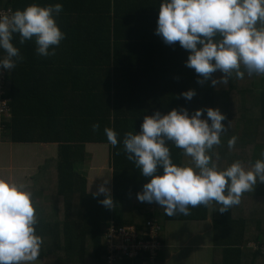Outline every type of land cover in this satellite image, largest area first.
<instances>
[{
    "label": "trees",
    "instance_id": "obj_1",
    "mask_svg": "<svg viewBox=\"0 0 264 264\" xmlns=\"http://www.w3.org/2000/svg\"><path fill=\"white\" fill-rule=\"evenodd\" d=\"M36 1L0 0V7H9L14 12ZM72 1L78 12L69 16V39L66 34L64 37L66 42L75 41L78 51L74 54L69 50L71 44L67 47L65 42L54 55L39 56L32 40L19 45L18 34L13 35L12 43L19 48L23 59L6 72L11 113L2 121L0 137L2 142L12 144L56 145L51 197L44 198V193L34 187L30 190L38 218L36 233L42 240L37 261L43 264H105L103 237L110 222L116 227L132 225L142 230L149 219H155L162 228L166 221H205L208 214V205H198L190 208L188 215L169 217L155 202L138 201L136 193L149 178L142 176L127 160L119 143L124 133L138 132L145 115L156 111L163 115L181 107L189 113L199 108H218L225 115L222 123L227 126V113L233 103L231 96L240 94L237 97L239 120L234 130L228 128L221 135L220 145L213 148L219 158H212L218 165L222 160L230 164L236 160L254 163L264 150L263 143L251 141L264 138V85L258 91L238 89L237 83L247 73L242 79L233 74L227 85L213 87L210 81L198 83V74L185 66L188 52L178 42L169 46L154 34L160 0ZM221 75L217 71L212 77ZM189 89L194 90L195 95L185 100L179 94ZM93 123L99 125L96 131L92 130ZM105 127L114 130L118 139L109 153L112 209L98 203L103 195L94 198L87 193L86 177L76 170L85 160L86 143L107 141ZM233 135L237 137L233 147L238 146L235 153H228L227 140ZM168 147L172 162L184 165L186 156L182 150L171 142ZM45 166L38 170L37 179ZM160 172L162 170L157 174ZM257 195L262 197L259 212L264 213V190ZM39 200L43 201L41 206ZM51 200L59 202L60 211L57 214L54 209L45 221V217L40 216L43 215L42 207ZM219 207L212 201L214 263L264 264L261 249L254 250L248 245L252 241L259 248L264 247L262 220L254 219L248 207L238 210L234 205L224 213L216 211ZM251 224L258 230L252 237ZM161 252L162 249L157 260L161 259Z\"/></svg>",
    "mask_w": 264,
    "mask_h": 264
},
{
    "label": "clouds",
    "instance_id": "obj_2",
    "mask_svg": "<svg viewBox=\"0 0 264 264\" xmlns=\"http://www.w3.org/2000/svg\"><path fill=\"white\" fill-rule=\"evenodd\" d=\"M61 10L60 3H31L11 14L0 13V70L10 71L23 59L12 43L14 34H18L19 45L32 40L37 55H54L55 46L64 39L55 19ZM154 34L164 44L178 42L188 52L185 66L198 74V83L210 81L215 87L227 85L233 74L237 79L245 73L264 75V0H160ZM217 71L222 75L213 78ZM179 95L191 100L195 91ZM225 119L218 108H199L191 113L183 107L173 108L167 114L156 111L145 115L138 132L124 133L119 143L127 160L149 178L136 199L155 202L169 217L188 215L190 208L212 201L220 205L216 211L224 213L240 203L243 193L264 183V150L250 167L239 160L222 170L217 167L212 157H219L213 148L220 145L221 135L230 127V122L227 126L222 123ZM91 127L96 131L99 125ZM103 131L115 147L117 133L108 127ZM236 140L235 135L227 140L229 149ZM169 142L190 158V165L172 162ZM158 170L162 172L157 174ZM107 183L105 179L91 195H103L98 203L112 209ZM37 223L31 192L0 179V264H32L37 260L42 244Z\"/></svg>",
    "mask_w": 264,
    "mask_h": 264
},
{
    "label": "rangeland",
    "instance_id": "obj_3",
    "mask_svg": "<svg viewBox=\"0 0 264 264\" xmlns=\"http://www.w3.org/2000/svg\"><path fill=\"white\" fill-rule=\"evenodd\" d=\"M263 77L264 75H256V74H253L251 76L246 75V77H244V79L241 82L237 83V87L240 90L244 88H248V89L253 88L254 90L258 91L264 85V82L262 81ZM239 96L241 95L240 94L235 95L234 93L231 96V100H233V103L231 104L230 111L227 113L228 123L230 122L229 129L231 128V130H234V125L239 120L237 118V112H238L237 109L239 108V104L237 103V97ZM263 136H264V131H263ZM261 139L264 138H258V140H251V141H253L256 144H261V143L264 144V141H262ZM0 142L4 143V144L0 143V179L7 180V175H8L7 156L11 153L13 154V159H14L12 166L13 168H17L20 171L24 170V166L29 168L31 164L38 163V161L42 166H45L46 162L43 163V160H39L36 156L42 150L41 147L36 145H22V144L8 145V142H2L1 137H0ZM237 146L238 145L233 147V149L228 150V153H232V152L235 153L236 152L235 148H237ZM25 148L26 150H21ZM247 151L248 150H246V153ZM239 154L241 156H244V154L241 151L239 152ZM97 159H99V162L101 163L103 162V159H100L99 157H97ZM247 159H251L250 156L247 157ZM190 163H191L190 158L185 157L183 159L184 165H190ZM251 163L252 162L249 163L248 160L244 162L242 161V164L245 167H250ZM229 165L230 163H227L226 160L224 161L222 160L221 164L219 165L217 164V167L219 169H223ZM102 175H103V181L105 179L108 180L107 171H103ZM263 184L264 183H258L253 190L243 193L240 198V203L238 205H235L238 208V210L240 208L244 210L245 207L246 208L248 207L249 209H251V211H253L254 219L258 218L262 220V223L260 225L262 229V233H261L262 235H264V213L259 212V210L261 209L262 197H259L257 194L264 190ZM38 185L39 183L37 181V186ZM105 186L109 187V183H107ZM36 188L37 190H39V187ZM51 192H53V186L51 184L50 185L48 184V186H46V188L44 189V194H42V192L41 194L44 198H47L48 196L50 198L52 195ZM89 192L91 193L94 192L93 188L92 190H89ZM137 204L140 205L139 203ZM210 206H211V210H213L212 202ZM254 209L256 210V213L254 212ZM246 211L248 212V209ZM204 224L205 223H202L200 221H180L179 224L178 223L166 224L164 231V238H165L166 246L168 247V245H171V247L169 248V250L168 248H166L164 254L170 255L169 262H171V264H216L214 263L215 261L212 252L209 251V249H207V246H204L208 244L206 229L205 226H203ZM250 226H251L250 234L252 237L258 233V230H256L255 225L251 224ZM200 234H202V236ZM209 239H210V235H209ZM205 242L207 244H204ZM249 243H253V242L249 241ZM189 245H191V247H189ZM168 251L169 253H167ZM32 264H43V263L41 261L36 260L32 262ZM256 264H263V263L257 262Z\"/></svg>",
    "mask_w": 264,
    "mask_h": 264
},
{
    "label": "crops",
    "instance_id": "obj_4",
    "mask_svg": "<svg viewBox=\"0 0 264 264\" xmlns=\"http://www.w3.org/2000/svg\"><path fill=\"white\" fill-rule=\"evenodd\" d=\"M31 3H38L41 6L60 3L62 5V10L59 13V15L56 16L55 19H56V23H57L58 27L60 28V30L64 34H66L65 35L66 38L69 39V37L67 35L68 18L70 15H77V12H78L77 5L74 1H72V0H38L36 2H31ZM31 3H29V4H31ZM65 42H66V40L64 37V39L61 40L57 46H55V51H56V49H59L62 46H64ZM69 44H71V46L69 47V50L72 49L73 54L76 51H78L76 44H75V41L74 42L71 41L69 43L67 40V42H66L67 47ZM1 144H4V143H1ZM10 144H12V143H8V145H10ZM22 145H36V146L41 147L42 150L36 156L39 160H43V163L48 161V164H46V166L44 167V170L41 171L39 179H37V177L39 176V173L37 174V172L40 168L43 167L40 164V162L38 161V163L31 164L29 168L24 166V170L20 171L17 168H13L12 163L14 162V159H13V154L11 153L7 156V158H8V161H7L8 162L7 181L17 183L18 185H22L25 188V190H27V191H30V189L32 187H34V188L39 187L40 193L41 192L44 193V189L46 188V186H48V184L49 185L51 184L54 187V184H53L54 177H55V161H54V159L56 157V145L55 144H22ZM110 147H111V145L107 141H103L100 143L89 142V143H86L84 145L85 160L76 166V170L79 173H82L86 177V180H87L86 191L88 194L89 193L91 194V192H89V190H92V188H93V191H96L97 186L100 185L101 183H103V175H102L103 171L108 172L109 187H107V188L110 189V193H111L112 168L110 165V158H109ZM21 150H26V148L21 149ZM97 157H99L100 159H103V162L102 163L99 162V159H97ZM96 159L98 160V162ZM37 180L39 183L38 186H37ZM36 190H37V188H36ZM37 202H38L39 206H41L43 203V201H41V200H39ZM59 205L60 204L57 201H50V203H46V205H44L42 207L43 215H40V216H42V217L44 216L45 217L44 220L48 221V219L50 218L49 215L51 216L54 209H55L57 214L59 213V211H60ZM211 217H212V210H211V206H210V202H209L207 219L205 221H200V222L205 223L203 226H205L206 235L208 238L207 239L208 244L205 242L204 244H207V245H204V244L203 245L207 246V249H209V251H211L213 254V251H214L213 248L214 247L212 246ZM170 223H173V224L178 223L179 224L180 221H166L163 224V226L161 228V233H160V238L162 241V252L160 255L161 259L156 260V264H171V262H169V256L170 255L164 254L165 249L168 248V250H169V248L171 247V245H168V247L166 246V242H165V238H164L165 226H166V224H170ZM200 235L202 236V234H200ZM209 235H210V239H209ZM189 247H191V245H189ZM167 253H169V251ZM164 255H165V257H164ZM88 264H90V263H88Z\"/></svg>",
    "mask_w": 264,
    "mask_h": 264
},
{
    "label": "built area",
    "instance_id": "obj_5",
    "mask_svg": "<svg viewBox=\"0 0 264 264\" xmlns=\"http://www.w3.org/2000/svg\"><path fill=\"white\" fill-rule=\"evenodd\" d=\"M9 7H0V13L11 14ZM6 71L0 70V133L3 129L2 121L10 117L11 98L6 89ZM161 226L155 219L145 222L142 230H136L134 226L116 227L112 222L104 233V249L106 253L105 264H156L157 255L162 249L160 238ZM254 250L261 249L251 243Z\"/></svg>",
    "mask_w": 264,
    "mask_h": 264
}]
</instances>
